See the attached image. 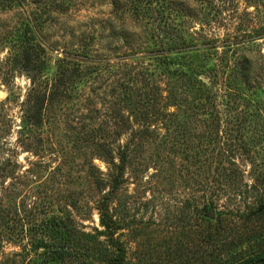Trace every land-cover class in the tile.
Returning a JSON list of instances; mask_svg holds the SVG:
<instances>
[{
	"label": "rangeland",
	"instance_id": "rangeland-1",
	"mask_svg": "<svg viewBox=\"0 0 264 264\" xmlns=\"http://www.w3.org/2000/svg\"><path fill=\"white\" fill-rule=\"evenodd\" d=\"M12 2L0 7V264H83L78 258L100 264L86 252L54 262L39 247L42 241L51 249L57 243L47 233L52 220L85 232L102 230L98 208L109 190L114 153L118 162V147L128 143L131 163L109 206L122 224L120 237L128 245L130 264L173 263L167 247L191 241L197 206H244L245 191L248 203L264 200V38L256 37L260 24L250 19L260 8L256 0L228 7L222 20L204 25V33L217 39L219 47L213 71L201 77L208 89L187 83L167 86L164 68L149 53L143 24L132 13L116 14V0ZM57 2L68 9L49 12ZM27 19L44 47L43 80L53 84L62 63L79 66L83 73L68 87L69 97L49 107L39 128L25 118L30 75L14 62ZM195 27L199 31L201 25ZM242 38L232 56L224 46ZM154 41L153 46L159 45ZM238 65L246 68L245 77L234 78L233 66ZM145 68L151 76L139 73ZM115 108L129 118L132 130L150 122L143 141L136 137L131 142L132 131H126L114 143ZM227 130L245 136L249 148L234 158L235 166L226 158L213 160L216 149H228ZM216 135L221 138L217 147ZM99 180L106 184L105 192L98 189ZM231 182L244 192L235 197L236 204ZM240 222L246 227L228 229L222 239L228 245L252 237L243 248L254 254L249 248L264 242V213Z\"/></svg>",
	"mask_w": 264,
	"mask_h": 264
},
{
	"label": "trees",
	"instance_id": "trees-1",
	"mask_svg": "<svg viewBox=\"0 0 264 264\" xmlns=\"http://www.w3.org/2000/svg\"><path fill=\"white\" fill-rule=\"evenodd\" d=\"M12 1L14 0H5L0 6L2 7L1 10L11 7ZM241 1L244 0H116L114 12L116 14L132 13L136 21L143 24L144 33L150 37L147 42L150 45L149 48L151 47L149 53L155 56L159 65L164 68L167 86H180L178 83H187V86H203L208 89L201 77L213 71L211 62L219 47H217V39L209 38L204 33V25L219 22L228 7L235 6L238 8ZM253 1L247 0L249 4H252ZM255 3L260 8L257 9V14L250 19H257L260 24L255 30L256 37L260 39L264 38V0H256ZM64 5L65 2H57L53 8L49 9V12L68 9ZM120 17H123V14ZM199 24L201 28L198 31L195 25ZM34 25L28 19L22 23L19 35V52L14 55V62L16 68H20L30 75L32 86L27 96L25 118L31 126L39 128L45 121L49 107L60 98L69 97L68 87L79 81L83 73L79 66L75 67L62 63L58 68V76L53 84L43 80L42 75L46 69V62L43 58L44 47L37 42L33 31ZM154 40H157L159 45L153 46ZM235 41L224 46L228 52L232 53V56L242 46L243 38L236 43ZM132 68L138 67L133 65ZM183 68L188 69V71H184ZM233 68L234 78L237 75L246 76V68L243 65L233 66ZM139 73L151 76L147 68ZM173 80L176 83L170 84ZM229 81L231 82V80ZM147 85H151V83ZM122 86L128 85L122 84ZM148 117L145 113V119ZM148 124L150 122L146 120L144 124H141L139 130H132L129 118L121 109L115 108L114 143L126 131H132L131 142L135 141L136 137L137 140L143 141L150 133L151 126ZM220 139L216 135V147L218 146L217 143H220ZM225 144L227 150H215L216 156L213 157L215 163H221L223 162L222 159L226 158L228 163L235 166L234 158L241 155V152L249 151L246 137L234 136L231 134V130H227ZM131 150L130 143L123 147L119 146L118 162L115 160L114 153V161L112 162L114 172L111 174L109 190L103 195L98 208L102 230L96 229L94 233L85 232L73 224L62 227L60 221L52 220L47 226V233L57 243L51 249L42 241L39 247V249L43 248L41 254H48L54 262H63L68 255L74 256L73 253L75 252L78 254L86 252L87 255L96 256L100 264L131 263L128 245L120 237L123 229L122 224L115 219L109 206L110 202L116 199L124 184L125 170L131 163ZM231 177L229 179L232 181ZM230 185L234 196L231 200L233 204H236L235 197L244 192L236 183L231 182ZM97 187L102 192L106 190V184L102 180L97 181ZM245 197L244 206H229L225 210L216 207L214 203L205 204L202 207L197 206L193 215L195 219L192 220L193 224H191L193 227L190 232L191 241L186 244L185 241H176L175 245L167 247L169 250L167 255L174 261L169 264H263L264 242L250 247L249 249L255 253L248 254V252H244L247 249L243 246L247 244L246 241L251 243L252 237L246 236L240 239V242L232 240L228 245L227 239H222L228 229L232 230L235 226L246 227L244 224L241 225L242 222L237 225V222L246 218L251 219L253 217L255 219L262 212L264 213V200L256 199L254 203H248V191H245ZM212 212H214V217L211 215ZM188 217L183 218V220L188 219ZM171 241L175 240L172 239ZM220 241L224 242L220 245ZM214 244L216 245L214 246ZM80 261L85 263L78 258L77 262Z\"/></svg>",
	"mask_w": 264,
	"mask_h": 264
},
{
	"label": "water",
	"instance_id": "water-1",
	"mask_svg": "<svg viewBox=\"0 0 264 264\" xmlns=\"http://www.w3.org/2000/svg\"><path fill=\"white\" fill-rule=\"evenodd\" d=\"M0 97H4V93L0 92ZM212 216H214V214H211ZM264 264V263H263Z\"/></svg>",
	"mask_w": 264,
	"mask_h": 264
}]
</instances>
